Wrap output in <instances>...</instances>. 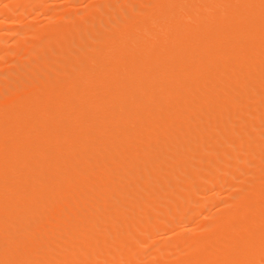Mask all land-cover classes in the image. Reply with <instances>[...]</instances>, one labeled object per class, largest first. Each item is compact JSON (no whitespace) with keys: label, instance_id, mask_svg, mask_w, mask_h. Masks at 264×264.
<instances>
[{"label":"bare ground","instance_id":"bare-ground-1","mask_svg":"<svg viewBox=\"0 0 264 264\" xmlns=\"http://www.w3.org/2000/svg\"><path fill=\"white\" fill-rule=\"evenodd\" d=\"M39 1L34 0L33 4ZM124 2L128 5L125 0H103L88 7L86 14L80 17L70 16L69 11L66 20L71 24L55 25L51 41L31 46V57L44 60L41 72L30 74V64L17 63V68L11 67L5 74L8 83L5 82L6 88L0 91V140L9 135L11 125L20 121L16 122V128L12 126L11 133L14 138L17 136L18 143L11 148L3 146L9 157L1 160L0 167V190L4 193L0 197V210L3 209L0 211V264H45L47 260L49 264H123L129 261L139 264L140 257L144 256L139 257L140 250L145 249L142 248L144 234L174 227L173 218H179L178 222L188 221L211 201L219 208L211 216L209 237L215 239V244L210 254L222 253L221 264H235L236 257H241L245 264H252L254 258L264 253V206L260 204L264 189H254L247 195L248 202L259 204L257 208L242 207L240 212L229 205L223 206L224 202L221 204V200L210 197L212 195L201 199L198 195H203L207 184L212 185L214 194L218 190L232 193L236 183L247 178L248 169L240 167L245 174L237 173L241 176L239 180L237 174L231 178L232 186L227 179L229 185L224 184L228 188L222 184L224 189H221V177L228 178L222 174L223 170L225 173L229 170L224 168L226 155L240 146H254L259 152L264 151V132L255 134L256 129L257 132L259 128L264 129V0H145L137 5L133 1L137 13L125 11V17H120V9L126 6ZM31 6H34L32 2ZM37 8L35 10H41ZM109 12L120 16L114 15L117 18L114 20ZM139 17L142 20L135 24ZM121 23L129 27L117 29ZM20 39L16 42L17 53H22L28 40ZM88 47L97 52L76 58V52ZM107 72L109 74L105 75ZM37 91L42 94L38 95ZM22 119L27 123H21ZM17 125L22 126L14 136ZM55 133L63 143L56 145L55 140L49 147L46 144L49 142L43 147L41 139L45 136L49 139ZM85 133L90 137H85ZM81 134L84 137L81 138ZM130 135H138L140 139L136 138L137 142L124 148L121 140ZM233 139L235 146L224 148ZM5 141L4 138L2 143ZM104 142L108 144L104 146ZM89 144L101 147L102 151H94L95 154L89 156L86 150ZM22 150L36 155L27 156L28 163L22 162L17 155ZM99 156L101 163L97 162L94 167L84 163ZM64 157L72 162L67 165ZM203 160L206 168L200 165ZM58 161H65L67 166L62 163L60 167L64 165V169H60ZM260 161L257 158L254 163ZM16 162L18 167L23 164L21 170L29 168L26 174L21 172L30 176V180L43 183L42 189L29 193L17 187L21 174ZM118 162L121 165L116 166ZM29 163H33V167ZM234 163L236 168L238 163ZM90 167L102 172L94 177L96 180ZM150 172L154 176H148ZM197 174L200 175L198 181L176 189L183 175ZM256 175L264 179V172ZM140 189L143 195L133 203L131 198ZM65 190L70 195L66 201L37 210L27 205L30 200L52 199ZM173 190L177 191L170 199L167 194ZM86 211L95 214L90 219H80L79 214ZM116 212L119 216L112 217ZM259 219L262 223L257 227V234L248 236L231 252L228 245L237 238L234 233L242 231L243 224L252 226ZM122 226H129L126 233L118 232ZM206 239L199 238L190 247L176 240L182 243H178L181 250L177 245L180 253L186 248L197 253L185 258L182 264H206L200 253ZM169 252L173 251L169 248ZM155 253L157 256L158 252ZM168 260L165 264H177Z\"/></svg>","mask_w":264,"mask_h":264},{"label":"rangeland","instance_id":"rangeland-1","mask_svg":"<svg viewBox=\"0 0 264 264\" xmlns=\"http://www.w3.org/2000/svg\"><path fill=\"white\" fill-rule=\"evenodd\" d=\"M1 1H3V0H0V2ZM33 1L34 0H4L3 2H1V4H0V23H2L3 22V26L1 25L0 27H1V29H0V44H1V46L3 47H1L0 46V51L2 52L3 51V53H1L0 54V75H2V76H0V91H2L4 88L3 87H5L6 88V83L5 82H7L8 83V79L7 78H5V74H7L8 73V71L11 69V67L12 68H14L15 69V67L17 68V65L18 64H20V65H24V64H30L29 65V69L26 67V65L24 66L25 68H27L28 70H29V72H30V74H33V75H35V74H37V73H39V72H41V69L44 67L42 64H44V60H41V58L40 59H38L37 57H31L32 56V54H31V51H30V49L32 48L31 46L33 45V43H38V44H40V43H42V42H48V40H52V37H53V35H52V33H54V31H56V28H55V25H56V27L57 26H61V25H67V23H68V25L69 24H71L72 22H69V20H66V14H69L70 12V16L71 15H73L72 17H80L81 15L80 14H86V12H87V10L91 7V6H93V5H96V4H99V3H101V2H103V0L101 1V0H47V2H45V0H40L39 1V4H36L35 5V3L33 4ZM37 1V0H36ZM42 1V2H41ZM76 1V2H75ZM125 1H127L128 2V5L126 4V2H124V6H125V10L124 9H120V11H119V13L121 14V16H120V14L118 15V14H114V15H118V16H120V17H125V11L126 12H132L133 14H136L137 12H136V10L135 9H133V8H135V6L133 7V5H132V3H133V1H134V3H135V5H137V3H139V2H143V1H145V0H131V1H129V0H125ZM31 2H32V5H34V6H36V7H34V6H31ZM40 2L42 3V4H40ZM44 2V3H43ZM99 2V3H98ZM131 2V3H130ZM92 3V4H91ZM130 3V4H129ZM133 3V4H134ZM8 5V6H6V5ZM49 4V5H48ZM22 7H21V6ZM24 5V6H23ZM27 5V6H26ZM44 5V6H43ZM47 5V6H46ZM72 6V7H71ZM87 6V7H86ZM123 6V7H124ZM132 6V7H131ZM164 7H165V9L168 7L166 4L165 5H163ZM2 7V8H1ZM31 7V8H30ZM32 7H34V8H32ZM40 7L41 8V10L40 9H38V8ZM89 7V8H88ZM122 7V8H123ZM126 7H128V8H126ZM130 7V8H129ZM21 8V9H20ZM38 9V10H35V9ZM43 8V9H42ZM70 8V9H69ZM72 8V9H71ZM15 9V10H14ZM29 9V11H26L25 12V10H28ZM129 9H130V11H129ZM5 10V11H4ZM14 10V11H13ZM20 10V11H19ZM43 10V11H42ZM38 11V12H37ZM70 11V12H69ZM123 11V12H122ZM30 12V13H29ZM41 12V13H40ZM78 12V13H77ZM82 12V13H81ZM27 13V14H26ZM35 13V14H34ZM45 13V14H44ZM54 13H55V15H54ZM73 13V14H72ZM10 16H9V15ZM26 14V15H25ZM48 14H53V15H48ZM63 14H65V16L63 15ZM109 14L113 17V19L116 17V16H114V15H112V13H110L109 12ZM124 14V15H123ZM1 15H2V17H1ZM33 15V16H32ZM39 15V16H38ZM41 15V16H40ZM69 15H67V16H69ZM74 15H76V16H74ZM8 17V18H7ZM22 17H24V18H22ZM36 17V18H35ZM62 17V18H61ZM35 18V19H34ZM58 18H60V19H58ZM65 18V19H64ZM119 18V17H118ZM140 18V17H139ZM138 18V20H136L135 21V24H137V23H140V21L142 20L141 18L139 19ZM25 19V20H24ZM35 20V21H32V20ZM37 19V20H36ZM41 19V20H40ZM47 19V20H46ZM57 19H58V21H57ZM53 20H55L54 22H53ZM114 20H117V18H115ZM25 21V22H24ZM31 22L30 24H29V22ZM64 21V22H63ZM65 21H67L66 23H65ZM22 23H24V24H22ZM26 23H27V25H26ZM44 23H46V24H44ZM123 23H125V22H123ZM123 23H121L120 25H118V27H117V29H123V30H126L129 26L127 25V24H123ZM12 24V25H11ZM14 24V25H13ZM35 25V26H34ZM124 26V27H123ZM39 27V28H38ZM9 28L11 29V30H9ZM24 28V29H23ZM52 28H55V30L53 31V29ZM59 28V27H58ZM15 29V30H14ZM29 29V30H28ZM52 30V31H51ZM29 31V32H28ZM45 32V33H44ZM81 32H83V30L81 31ZM24 33V35H22ZM26 33H28V34H26ZM12 35V36H10V35ZM26 34V35H25ZM35 34V35H34ZM7 35V36H6ZM9 35V36H8ZM41 35H43L42 37H41ZM18 36V37H17ZM22 36V37H21ZM30 37V39H29V37ZM45 36H48L47 38L45 37ZM17 37V38H16ZM24 37H27L28 38V40H27V38H24ZM14 38V40H12ZM20 38H22V40H27L26 41V48H24L23 50H21V52L22 53H17V52H15L16 51V49H17V47H16V42H17V40H21ZM40 38V39H39ZM36 39V40H35ZM39 39V40H38ZM43 39V40H42ZM30 40V41H29ZM15 41V42H14ZM32 41V42H31ZM36 41V42H35ZM5 42H6V44H5ZM31 43V44H30ZM13 44V45H12ZM11 45V46H10ZM30 47V48H29ZM6 48H9V49H11L12 51H13V53H15V54H13L12 52H11V50L9 51V49H7L9 52H7V53H5L7 50H6ZM12 48H15V49H12ZM5 51H4V50ZM88 49V50H87ZM29 50V51H28ZM85 51V52H84ZM88 53H87V52ZM90 51H91V53H90ZM97 52V50L95 49V48H86L85 50H82V51H79V52H76L75 54H78V57L76 56V58H79L80 56H83V55H87V56H92V55H94L95 53ZM17 53V54H16ZM28 54V55H27ZM82 54V55H81ZM90 54H92V55H90ZM5 55H6V57H5ZM11 56V58H10V56ZM24 56V57H23ZM26 57V58H25ZM57 57V56H56ZM2 58V59H1ZM9 61H8V60ZM29 59H31L32 61H30ZM6 61V62H5ZM12 61V62H11ZM21 61V62H20ZM18 63V64H17ZM9 64V65H8ZM45 65V64H44ZM1 67H3V68H1ZM5 67V68H4ZM5 69V70H4ZM21 69V68H20ZM22 69H23V67H22ZM6 71V72H5ZM17 71H18V69H17ZM11 72V71H10ZM26 73H27V70L25 71ZM19 73L21 74L22 73V75H25L24 74V72H22V71H19ZM19 74V75H20ZM28 74V73H27ZM107 74H109L108 72L107 73H105V75H107ZM26 76V75H25ZM5 83V84H4ZM2 87V88H1ZM39 90V89H38ZM39 91H41V90H39ZM37 94L39 95H41L42 93L41 92H39L38 93V91H37ZM26 118V117H25ZM25 118H23V119H25ZM22 119V121H21V123H24L25 124V122L26 121H24ZM28 120V119H27ZM20 121V119L18 120V121H16V122H19ZM14 123L13 125H14V127L16 128V124L17 123ZM20 123V124H21ZM27 123V122H26ZM13 125H11V128H10V132L8 133L9 135H6V136H8V137H6V136H2L1 137V140H0V142L2 143V141L4 142V138H5V140L7 141H5L6 143L5 144H1L0 145V167L2 166V161L1 160H3V159H5V156H7V158L9 157V155H8V153H6V152H4V150L6 149H4V145H9L10 146V148L11 147H13L14 146V144L16 145L17 143H18V138H17V131H19V129H20V127L22 126H20V127H18V125H17V127H18V129L16 130V132L14 133L15 135L14 136H16V138H14L13 137V135L11 134L12 133V131H13ZM260 129V130H259ZM258 129V132H257V129H256V131H255V134L257 133V134H259V135H263V132H264V129L262 130V128H259ZM10 134H11V136H10ZM57 134L58 133H55V134H53L52 136H51V138H52V140H51V138L49 137V139H48V136H45V138H42L41 139V143L43 144V147H46V145H44V143H46V142H49V143H46L47 144V146L49 147V145L51 144L52 145V141H55V140H57V141H55V143L57 142V144L56 145H59V144H62L63 143V141L60 139V137H57ZM256 134V135H257ZM55 135H56V139H53L54 137H55ZM59 135V134H58ZM82 135V136H81ZM80 136H81V138L82 137H84V135L83 134H81ZM10 136V137H9ZM60 136V135H59ZM87 136H89V135H87V133H85V137H87ZM128 136V135H127ZM127 136H125V138L127 137ZM90 137V136H89ZM88 137V138H89ZM140 136H138L137 135V137L135 136L134 137V135H133V137L130 135V137H127V139H124L123 138V140H121V142H123L122 144L124 145V148L128 145H131V143L133 144V142L135 143V142H137V141H135V140H137V139H140L139 138ZM12 138V139H11ZM137 138V139H136ZM46 139H48V140H46ZM61 141H60V140ZM85 139V138H84ZM129 139V140H128ZM15 140V141H14ZM58 140H59V142H58ZM128 140V141H127ZM131 140V141H130ZM13 141V142H12ZM17 141V142H16ZM43 141V142H42ZM45 141V142H44ZM233 141H235L234 139L233 140H231L230 141V143L229 144H231V145H225V147L224 146H222V147H224V148H226V146H229L228 148L230 149L231 147H233V146H235V144H233L232 142ZM9 142V143H8ZM51 142V143H50ZM65 142V141H64ZM120 142V143H121ZM105 143H107V142H104V146L106 145ZM108 144V143H107ZM120 145V147H122V149H123V145ZM12 145V146H11ZM56 145H54L53 144V147L54 146H56ZM8 146V147H9ZM91 145L89 144V147L87 146V149L86 150H88L87 152L89 153L88 155L89 156H92V154H95V153H98V152H100V151H102V149H101V147H99V146H91ZM102 146V145H101ZM104 146H102V147H104ZM6 147V146H5ZM41 147H42V145H41ZM47 147V148H48ZM51 148H53L52 146H50ZM59 146H57L56 147V149L58 148ZM220 148V149H223V148ZM244 147H246V148H244ZM228 148H226L227 150H228ZM240 149H238V150H236L235 152H233V153H229L228 154V156L226 155V159H225V165H224V168L225 169H229L228 170V172H227V170H225L226 171V173L224 172V170H223V177L225 178L226 176H228V178H225V180H223L222 179V177H221V179H220V184H219V186H221V187H223V185H224V187H225V189H227L228 188V185L229 184H231V181H229V180H231V178H235L234 176L237 174V173H239L240 175H243V174H245L243 171H244V169L246 170V168L248 169V172H246V174L248 173L249 174V172H251L252 170V172H251V174H249V175H246L245 174V176H247V178L245 177L244 179L245 180H240L241 182L240 183H238L236 180L238 179H240L241 178V176L239 177V175L237 174L236 176H238L239 178H237L236 180H233L236 184H237V186L236 185H234L233 184V186H236V187H233V191H232V193H226V192H222L221 190L219 191L218 190V192H220V193H216V194H214L213 192H211V187H212V185H210V184H207V186L203 189L204 191L202 192V194L203 195H201L200 196V194L198 195V197H199V199H201V198H203V197H209V195H212V196H210V197H214V199L215 198H217V200L219 199V200H221V204H222V202H224V204H223V206H227V205H229L228 207H230V208H233L235 211H241V210H243L244 208H246L247 209V207H248V210H250L251 208H253V209H255V208H257V206L259 205V204H256V203H251L252 201H249L248 202V198L247 197H249V196H247V195H250V192L252 191V190H254V189H259V190H263L264 189V179L263 178H260V179H258L257 178V175L256 174H261V173H263L264 172V161L262 162V160H263V158H264V151L261 153V152H259L258 151V149H256V147L254 148V146H251V147H247V146H240L239 147ZM54 149H55V147H54ZM92 149V150H91ZM100 149V150H99ZM30 150V149H29ZM29 150H22V151H24L25 153H23L22 154V151H20V152H18L17 153V155H18V158L19 157H21V159H22V162H23V160H27V159H25L27 156V158H29L30 156H32L33 154H35V152L34 153H31L30 154V152L31 151H29ZM32 150V149H31ZM98 150V151H97ZM225 150V149H224ZM226 150V151H227ZM245 150H246V152H245ZM7 151V150H6ZM28 151V152H27ZM33 151H37V150H33ZM93 151V152H92ZM94 151H95V153H94ZM97 151V152H96ZM208 151V150H207ZM206 151V153L208 154L209 153V151L207 152ZM3 152V154H1ZM86 152V153H87ZM261 153V154H260ZM20 154V155H19ZM30 154V155H29ZM233 154V155H232ZM17 155H16V158H17ZM36 155V154H35ZM34 155V156H35ZM238 157H237V156ZM240 155V156H239ZM69 156V155H68ZM68 156H66L67 158H68ZM263 156V157H262ZM1 157H2V159H1ZM66 157H64L63 159L64 160H66ZM70 157V156H69ZM244 157V158H243ZM6 158V160H4V162L3 163H5L8 159ZM30 158H32V157H30ZM71 158V157H70ZM69 158V159H70ZM231 158V159H230ZM257 158H259L261 161L259 162V163H254L255 162V160L257 159ZM63 159L61 160V161H63ZM69 159H68V161L66 160V164L68 165V164H70L71 162H72V160L70 159V161H69ZM90 159V158H89ZM99 159V160H98ZM240 159V160H239ZM244 159V160H243ZM253 159H255V160H253ZM18 160V159H17ZM16 160V161H17ZM29 160V159H28ZM243 162H242V161ZM246 160V161H245ZM21 161V160H20ZM31 161V160H30ZM29 161V162H30ZM61 161H58V163H59V165H58V167L61 169H64L63 167H64V162H61ZM231 161V162H230ZM238 161V162H237ZM249 161V162H248ZM68 162V163H67ZM85 162H87L88 164H90V166H92V167H94L95 165H98V163L97 162H100L101 163V160H100V156L99 157H92L89 161H88V159L87 160H84V163ZM95 162V163H94ZM233 162V163H232ZM234 162H236V164H237V166H236V168H235V163ZM240 162V163H239ZM17 164L15 165L18 169H17V171L21 174V178L19 179V181H17V182H20L19 184H17L16 183V185H18L17 187L20 189H22L23 188V191L25 190V192H31L32 191V193H34L35 191L37 192V191H39V189H42V186H44V184L43 183H37V181L36 180H34V179H32V180H30V176H29V178H28V175H25L24 176V174H23V172H21V171H24V173L26 174V170H28L29 168L26 166L27 164H25V166L26 167H24V168H22L23 170H21L20 168L23 166V164H22V166L20 167H18L17 165H19V163L18 162H16ZM25 163V162H24ZM26 163H28V161H26ZM64 164V165H62L61 167H60V165L61 164ZM121 163H122V161H121ZM121 163L120 162H118L117 163V165L116 166H119V164L121 165ZM248 163H252V165L250 166ZM21 164V163H20ZM33 164V163H32ZM32 164H30L29 163V165H32ZM87 164V165H88ZM239 164H241V166L239 165ZM253 164H255V165H253ZM260 164V165H259ZM67 165H65V166H67ZM201 167H203V168H206V161H204L203 160V162H201ZM233 165H234V167H233ZM243 165V166H242ZM246 165V166H245ZM257 165V166H256ZM230 166V167H229ZM239 166V167H238ZM262 166H263V168H262ZM29 167H31V166H29ZM32 167H33V165H32ZM31 167V168H32ZM89 167V166H88ZM92 167H90V169L92 168ZM232 167V168H231ZM244 168V169H239V168ZM260 167V168H259ZM251 168V169H250ZM94 169L95 168H93V169H91V175H92V177L94 178V177H98V175L99 174H101L102 172H100V171H97L96 169V171L97 172H95L94 171ZM231 169V170H230ZM235 169V170H234ZM243 170V171H242ZM251 170V171H250ZM26 171V172H25ZM32 171V169L31 170H29V172L28 173H30ZM232 171V172H231ZM233 171L235 172L233 175H232V173H233ZM239 171V172H238ZM99 172V173H98ZM258 172V173H257ZM45 173H51V172H45ZM92 173H94V174H92ZM104 173V172H103ZM23 174V175H22ZM49 174H45L46 176L48 175V176H50ZM105 174V173H104ZM221 174V175H222ZM229 174V175H228ZM45 175H44V177H45ZM147 175L148 176H150L151 177V175L152 176H154L151 172L150 173H147ZM232 175V176H231ZM256 175V176H255ZM100 176V175H99ZM102 176H103V174H102ZM199 174H197V175H192V176H188V175H183L178 181H177V183L178 184H176L177 185V190H178V188H183L182 186L184 185L185 186V184L187 185L188 184V182L189 183H194V181L196 180V181H198L199 180ZM231 176V177H230ZM92 177L90 178V179H92ZM195 177V178H194ZM249 177V178H248ZM26 178V179H25ZM89 178V177H88ZM87 178V181L89 180ZM96 178H94L95 180H96ZM197 178H198V180H197ZM257 178V179H256ZM24 179V180H23ZM228 179V182H229V184H228V182L226 181ZM23 180V181H22ZM29 180V181H28ZM93 180V179H92ZM258 180V181H257ZM21 181L23 182L22 184H21ZM26 181V182H25ZM34 183H32V182ZM36 181V182H35ZM91 181V180H90ZM195 181V182H196ZM221 181H222V183H221ZM232 181V183H234ZM246 181V182H245ZM31 182V183H30ZM256 182H257V184H256ZM184 183V184H183ZM224 183H226V184H228V185H226V184H224ZM40 184V185H39ZM43 184V185H42ZM180 184V185H179ZM223 184V185H222ZM242 184H244V185H242ZM256 184V185H255ZM260 184V185H259ZM12 185V184H11ZM37 185V186H36ZM227 186V188H226V186ZM13 186H15V185H13ZM20 186V187H19ZM26 186V187H25ZM231 186H232V184H231ZM261 186V187H260ZM40 187V188H39ZM156 187H157V185H156ZM208 187H210V190H209V188ZM224 187L223 188H221V189H224ZM206 188H208L207 190H209V192H207V190H205ZM219 189H220V187H219ZM27 190V191H26ZM31 190V191H30ZM177 190H173L172 191V193H169V194H167L168 195V197L170 196V199L172 198V196L174 195V193H175V191H177ZM238 190V191H237ZM2 192V193H1ZM63 193H61V194H59L58 196H56V197H54V198H52V199H49V200H46V201H38V202H32V200H27V201H29L28 203H27V201L25 202V203H27V205L28 204H30L31 206L30 207H33L32 209L33 210H37V209H43L44 207H49V205H52L54 202L56 203V202H62V201H66L68 198H69V193H68V190H67V193H66V190L65 191H62ZM138 191H136L135 193H134V195L132 196V198H131V200H132V202L134 203L135 201H139L140 199H141V197H142V195H143V190H139V192L137 193ZM247 192H248V194H247ZM140 193H142V194H140ZM2 194H4L3 193V191H1L0 190V197H2ZM136 194V195H135ZM231 194V195H230ZM239 194H240V196H239ZM243 194H245V195H243ZM69 195V196H68ZM208 195V196H207ZM215 195V196H214ZM223 195V196H222ZM99 197L98 198H100V195H98ZM237 198H236V197ZM68 197V198H67ZM221 197H226V198H224V200H223V198H221ZM96 198H97V196H96ZM211 198V199H212ZM247 199V201H246V199ZM262 198H264V194L262 195V197H261V199ZM1 199V198H0ZM59 200V201H58ZM217 200H213V201H217ZM218 200V201H219ZM243 200V201H242ZM250 200V199H249ZM53 201V202H52ZM211 201V200H210ZM263 201V202H262ZM261 202L262 203H260V204H263V206H264V199L263 200H261ZM31 203H33V204H31ZM35 203V204H34ZM212 203V204H211ZM211 203H206L205 204V206L203 207V209L205 210H201L200 211V213L198 214L197 213V215L195 216H193L192 218H189V222L188 221H183V219H181L180 220V222H178L177 220H179V218H176V219H172V224L173 225H175L174 227L171 225V226H168V227H162L161 229H156L155 231H153V232H151L150 234L149 233H146V234H144V238H142V239H145L144 240V245L142 246V248H145L144 249V252L143 251H141V250H143V249H141L140 250V254H139V257L142 255L143 257H140V259H141V261L139 260V264L140 263H143V262H145L146 264H165L166 262V260H168V258L170 259V261L172 260L173 262H176L177 264H182V262H184V261H186L188 258H189V256L190 255H192V254H197V253H194V250L192 249H188V248H186L187 250L186 251H184V252H182V253H180V250H181V247L179 246V244H184V245H186V247H190V244L193 242H195L197 239H199V238H203V237H207V239H206V243H205V247H203L202 248V251L200 252V253H202L201 255H203V257L206 259V264H221V262H222V253L220 254V255H212V254H210V251L213 249V244H215V239L214 238H210L209 237V232H210V230H211V226H212V222H213V217H211L212 215L214 216V213L216 212V210L219 208L218 206H216L217 204H215V202H212L211 201ZM210 204V205H209ZM48 205V206H47ZM207 205H209L208 207H206ZM213 205V206H212ZM262 206V205H261ZM212 207V208H211ZM218 207V208H217ZM235 207H237V208H235ZM242 207H243V209H242ZM241 208V209H240ZM2 209V208H1ZM208 209V210H207ZM209 209H210V211H209ZM200 210V209H199ZM252 210V209H251ZM1 211V210H0ZM2 211H3V209H2ZM1 211V212H2ZM207 211V212H206ZM92 212V213H91ZM208 212H209V214H208ZM83 213V215L82 214H79V217H80V219H90L91 217H92V215L93 214H95L94 213V211H86V212H82ZM117 213V214H116ZM116 213H113V215H112V217L114 216V217H118L119 215V213L118 212H116ZM211 213V214H210ZM88 217H87V216ZM78 217V218H79ZM209 217V218H208ZM246 217V216H245ZM242 219H245L244 218V216L242 217ZM196 220V221H195ZM239 221H242V220H240V219H238ZM212 221V222H211ZM260 221V222H259ZM183 222V223H182ZM186 223V225H185V223ZM206 223V224H205ZM208 223V224H207ZM210 223V224H209ZM257 224H253V225H255V228H252L253 227V225L252 226H248V227H244V224H243V227L242 228H240L242 231H240L239 230V233L237 234L236 232L234 233L235 234V238L237 239H234V241L232 240V242H230V244L228 245V246H230V251H231V249H232V251L231 252H233L234 250H236L237 249V246H238V244L240 243V242H242L244 239H246V238H248V236H251V234H257V227L259 228V225L262 223L261 222V219H259V220H257V222H256ZM49 225H51L50 223H48ZM45 225V224H44ZM46 225H47V223H46ZM48 225V226H49ZM177 225H179V227L177 226ZM199 225V226H198ZM200 225H201V227H200ZM211 225V226H210ZM196 226H197V229H196ZM209 226V227H208ZM50 227V226H49ZM193 227L195 228V229H193ZM171 228H172V230H171ZM174 228V229H173ZM193 230H192V229ZM47 229H48V227H47ZM129 229V226H122V227H120V228H118V232L119 233H126V231ZM168 231H167V230ZM170 232V233H169ZM180 232V233H179ZM245 233V235H244V233ZM256 232V233H255ZM156 233V234H155ZM192 233V234H191ZM154 234V235H153ZM191 234V235H190ZM248 234V235H247ZM151 235H152V237H151ZM241 235V236H240ZM244 235V236H243ZM193 236V237H192ZM148 238V239H147ZM176 238V239H175ZM183 238V239H182ZM186 238V239H185ZM150 239V240H149ZM171 239V240H170ZM185 239V240H184ZM242 239V240H241ZM159 240V241H158ZM176 240H178L179 242H182V243H179L178 241H176ZM181 240V241H180ZM241 240V241H240ZM145 241H146V243H145ZM148 241V242H147ZM162 241H163V243H162ZM168 241V242H167ZM170 241V242H169ZM176 241V242H175ZM148 243V244H147ZM179 243V244H178ZM187 243V244H186ZM152 244V245H151ZM231 244H233V245H231ZM236 244V245H235ZM155 245V247H153ZM177 245H178V247L180 248V250H179V248L177 247ZM183 245V246H184ZM189 245V246H188ZM151 246V247H150ZM161 246V247H160ZM172 247H175V249H173L172 250ZM156 248V249H155ZM158 248H160V249H158ZM162 248V249H161ZM169 248H170V251H173V252H169ZM177 248H178V250H177ZM183 249H185V247H182ZM209 248V249H208ZM154 249V250H153ZM149 250V251H148ZM167 250H168V252H167ZM262 250H263V246H262ZM151 251H154V252H151ZM155 251L156 252H158L157 253V256H155L156 255V253H155ZM164 251V252H163ZM177 251V252H176ZM143 252V253H142ZM163 252V253H162ZM208 252V253H207ZM177 253H178V255H177ZM262 253V252H261ZM151 254V255H150ZM152 254H153V256H152ZM155 254V255H154ZM263 254L264 253H262V255L260 254V256H257L256 258L257 259H255L254 258V261L252 262V264H264V257H262L263 256ZM166 257H164V256ZM173 255V257H171ZM199 255V254H198ZM151 256H152V258H151ZM175 256V257H174ZM193 256V255H192ZM208 256H210V257H208ZM191 257V256H190ZM213 257H214V259H213ZM144 258V259H143ZM185 258H187V259H185ZM259 258H260V260H259ZM155 261H154V260ZM211 259L213 260V261H211ZM237 259V260H236ZM240 259V260H239ZM153 260V261H152ZM156 260H158V261H160V262H156ZM50 261V260H49ZM48 260L45 262V264H49L50 262H49ZM162 261V262H161ZM169 261V260H168ZM221 261V262H220ZM235 261L236 262H234L235 264H240L241 263V261H243V264H245L244 262V260H242V258L241 257H236L235 258ZM43 262H44V260H43ZM152 262V263H151ZM208 262V263H207ZM213 262V263H212ZM219 262V263H218ZM238 262V263H237ZM133 263V262H132ZM131 263V261H129V262H124L123 264H132ZM251 264V263H250Z\"/></svg>","mask_w":264,"mask_h":264}]
</instances>
